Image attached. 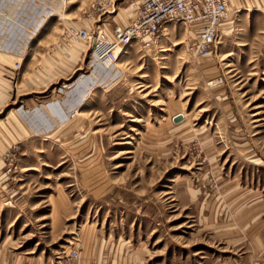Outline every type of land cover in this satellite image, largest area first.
I'll use <instances>...</instances> for the list:
<instances>
[{"label": "rangeland", "instance_id": "1", "mask_svg": "<svg viewBox=\"0 0 264 264\" xmlns=\"http://www.w3.org/2000/svg\"><path fill=\"white\" fill-rule=\"evenodd\" d=\"M141 3L0 0L3 23L40 25L37 91L0 103V264H264V0H231L204 55L167 20L103 72L67 35ZM25 99L43 101L36 126Z\"/></svg>", "mask_w": 264, "mask_h": 264}, {"label": "built area", "instance_id": "2", "mask_svg": "<svg viewBox=\"0 0 264 264\" xmlns=\"http://www.w3.org/2000/svg\"><path fill=\"white\" fill-rule=\"evenodd\" d=\"M230 5L231 0H142L133 18L126 24L115 25L111 33L102 28L85 29L71 25L67 28V35L88 44L90 55L103 72L114 69L119 52L132 41L154 40L167 20L189 24L196 32L188 49L204 55L227 20ZM20 66L21 61H15V67Z\"/></svg>", "mask_w": 264, "mask_h": 264}, {"label": "crops", "instance_id": "3", "mask_svg": "<svg viewBox=\"0 0 264 264\" xmlns=\"http://www.w3.org/2000/svg\"><path fill=\"white\" fill-rule=\"evenodd\" d=\"M29 16L33 17V19H29L27 25H22L17 22V20L15 21V17L12 15L9 21L6 20L5 23L0 20V103L2 102L3 104H6L10 100H15L17 97L15 90L16 83H25L27 89L20 91L19 94L21 95L36 90L33 88L36 84L31 81L27 74H35L36 77L34 80H37L38 75L36 71L38 72L39 68L30 72L28 70V62L23 60L28 51L30 39L38 27H40L38 24L39 15L34 13ZM17 60L21 61V66L19 68L15 67V61ZM17 73L18 77L16 78ZM75 84L76 83H72L71 86ZM74 100L73 104L76 103L75 98ZM42 102L43 101L37 99H25L21 106L15 109L18 110V112L20 111L21 118L27 121L29 127L36 126V121L40 119L41 113L44 112ZM64 104L68 106L72 105V101L67 100Z\"/></svg>", "mask_w": 264, "mask_h": 264}, {"label": "water", "instance_id": "4", "mask_svg": "<svg viewBox=\"0 0 264 264\" xmlns=\"http://www.w3.org/2000/svg\"><path fill=\"white\" fill-rule=\"evenodd\" d=\"M182 114L181 113H176V114H174L173 116H172V118H173V120L174 121H178L179 119H181L182 118Z\"/></svg>", "mask_w": 264, "mask_h": 264}, {"label": "bare ground", "instance_id": "5", "mask_svg": "<svg viewBox=\"0 0 264 264\" xmlns=\"http://www.w3.org/2000/svg\"><path fill=\"white\" fill-rule=\"evenodd\" d=\"M132 43V42H131ZM129 45V44H128ZM124 49V48H123ZM122 49V50H123ZM122 50H121V52H122ZM121 52H119V54H118V59H119V55L121 54ZM118 59H117V64H118ZM84 76V75H83ZM83 76H81V77H83ZM81 79V78H80ZM72 83H75V82H72ZM71 84V83H70Z\"/></svg>", "mask_w": 264, "mask_h": 264}]
</instances>
